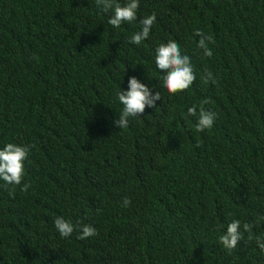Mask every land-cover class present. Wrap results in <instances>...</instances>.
Here are the masks:
<instances>
[{"label": "trees", "instance_id": "1", "mask_svg": "<svg viewBox=\"0 0 264 264\" xmlns=\"http://www.w3.org/2000/svg\"><path fill=\"white\" fill-rule=\"evenodd\" d=\"M110 15L95 0H0V147L31 146L15 196L0 187V264H264V0H139L119 28ZM168 40L196 75L176 94L154 59ZM132 76L161 99L119 129ZM204 99L217 118L197 132L187 110ZM57 216L98 235L63 238ZM233 219L245 240L228 251Z\"/></svg>", "mask_w": 264, "mask_h": 264}, {"label": "clouds", "instance_id": "2", "mask_svg": "<svg viewBox=\"0 0 264 264\" xmlns=\"http://www.w3.org/2000/svg\"><path fill=\"white\" fill-rule=\"evenodd\" d=\"M96 6L103 12H111L108 23L114 28H119L123 22L131 23L137 19V10L139 8V0H126L121 3L120 0H95ZM156 14L152 13L140 20L141 30L132 34L130 43L140 45L142 41L149 37L150 31L156 22ZM195 34L200 37L198 48L203 49L204 55L211 57L212 49L210 43H214V38L210 34H205L202 29H196ZM156 67L165 73L161 78V86L166 88L170 94L186 91L193 84L196 75L191 63V57L181 52L180 45L175 40H168L166 43H160L154 54ZM204 83H215V77L210 70H206L201 77ZM119 102L123 105L122 111L119 112V118L114 124L119 129H126L129 126V118L143 116L146 107L155 108L156 102L161 99V92L153 91L136 76L130 77L128 80V89L117 92ZM210 101L204 99L200 101L199 110L196 105L188 108V115L196 117V131L203 132L211 129L217 118V114L204 107ZM31 151L30 145L17 144L9 142L5 146L0 147V187L6 188L10 196H15L14 187L9 185H21L24 172L25 162L28 160ZM31 187L30 184L24 183L22 191H27ZM131 204V200L125 197L122 206L127 207ZM54 226L63 238H68L74 231H79L78 239L85 240L89 237L98 235L97 229L90 225L80 223L74 225L71 221L66 220L62 216L54 219ZM254 224L243 223V230L249 233L247 241L251 243L253 239L252 229ZM256 243L261 251H264V238L255 237ZM241 240H245L241 232V221L233 219L228 223L224 234L219 236V243L224 249L231 251L235 249Z\"/></svg>", "mask_w": 264, "mask_h": 264}]
</instances>
